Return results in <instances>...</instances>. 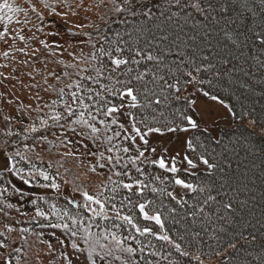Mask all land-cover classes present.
Returning <instances> with one entry per match:
<instances>
[{
	"label": "trees",
	"instance_id": "obj_1",
	"mask_svg": "<svg viewBox=\"0 0 264 264\" xmlns=\"http://www.w3.org/2000/svg\"><path fill=\"white\" fill-rule=\"evenodd\" d=\"M5 3L14 11L0 7V29L8 27L0 37V151L9 159L0 169V244L26 229L40 248L42 236L53 240L52 264H264V0ZM112 57L128 63L116 67ZM128 86L135 107L120 95ZM196 91L224 102L235 124L216 137L199 126ZM125 102L135 131L196 125L176 171L136 160L131 137L100 140L116 126L108 108ZM92 137L99 142L78 163L57 147ZM24 179L54 192L21 191L20 205L7 202L3 193L14 197ZM65 180L94 198L90 206L62 194ZM8 258L28 264L21 253Z\"/></svg>",
	"mask_w": 264,
	"mask_h": 264
},
{
	"label": "rangeland",
	"instance_id": "obj_2",
	"mask_svg": "<svg viewBox=\"0 0 264 264\" xmlns=\"http://www.w3.org/2000/svg\"><path fill=\"white\" fill-rule=\"evenodd\" d=\"M8 30V27H5L2 25L0 29V37L5 38L6 35L4 32ZM4 31V32H3ZM6 52V47L2 46L0 43V66H3L7 62V57L3 56ZM197 92V91H196ZM128 97L127 95H125ZM126 102L122 105V107H119L117 111L106 115L109 116L112 121H115L116 126L113 128V130L109 133H104L98 136H103L104 143L109 138L114 137L118 134V137L121 136H128L131 137L132 141L136 144L139 150V156L136 157V160H143V159H152L154 162L158 163L160 165V161L162 160L164 162V167H168L170 169L175 168L178 161L183 159L184 150L187 144L188 135L191 130H193L192 125H184L174 128H169L168 130H146L143 132L139 129V131H135V127L132 125V114L130 112L129 106L125 105ZM125 105V106H124ZM193 106L197 112L198 115V125L208 130L213 136L218 135L219 128L223 126H231L234 125L235 122L232 117V113L230 111V108L221 100L215 97L213 99V96H208L206 94L197 92L196 96L193 100ZM245 125L255 129L259 130L253 120L246 119L243 122ZM135 129V130H134ZM100 132H102L101 126L99 127ZM119 132H121L119 134ZM93 139H84L81 141V147H75V141L70 140V143H61L57 144V147L60 150H63L65 152H69L71 154L70 159H72L73 162L77 161L78 156H82L83 158H86V148H89L90 144L92 142L98 141L99 139H94L95 137H92ZM53 143V142H52ZM56 144V142H55ZM56 146V145H55ZM66 148H69L67 150ZM75 148V149H74ZM35 157L40 156V147L35 149L34 151ZM90 153V151H89ZM143 153V155H141ZM91 161H97V158L95 156H91ZM9 159L3 154L2 151H0V169H3L8 166ZM79 161H77L78 163ZM45 166V163L42 164ZM52 166V165H51ZM76 166L75 164L73 166H70V168ZM53 167V166H52ZM56 167L58 168V176H62L63 179L66 178L65 171L61 167V165L56 164ZM55 168V167H54ZM60 174V175H59ZM61 178V177H60ZM62 179V178H61ZM27 184H31L28 180H23V184H20L18 187V193L14 197H7L4 193L3 196L8 202V200L14 201L17 205L21 204V198L18 195H21L24 191L27 196L32 195L33 193L41 192V191H52L47 187L42 186H33L30 188H27ZM64 184L66 190L62 192V194L69 198L72 201H80L83 204H86L87 206H90L89 200L81 195V192H78L76 189L80 187H76L72 184V182L69 183L68 180L64 181ZM86 185L85 183H83ZM184 186L182 184L176 185V190L183 189ZM32 190H34L32 192ZM61 190V189H60ZM59 190V191H60ZM21 227V224L16 225L15 229H18ZM18 235H14L12 237H6L7 241H5L4 244H0V264H10L8 253H11L14 259L17 257L18 254H22V258L26 259V262L28 264H52L54 252L52 250V242L47 243L44 241L46 239V236H42L40 239L41 242H38L41 246V248L36 245L37 242L34 241L32 238L29 240L31 233H29L26 229H23ZM22 232V233H21ZM28 233V234H27ZM59 237L58 232L54 233V238ZM56 239V238H55ZM26 242V247L23 248L22 244L23 242ZM58 257V254H57ZM72 264H77L76 261L70 259ZM62 262V260H61ZM15 264H20L18 260L15 259ZM54 264H58V260L54 261Z\"/></svg>",
	"mask_w": 264,
	"mask_h": 264
},
{
	"label": "snow or ice",
	"instance_id": "obj_3",
	"mask_svg": "<svg viewBox=\"0 0 264 264\" xmlns=\"http://www.w3.org/2000/svg\"><path fill=\"white\" fill-rule=\"evenodd\" d=\"M194 6H197V5H194ZM0 7L7 8V9L9 10V12L14 11V9L12 8V6L9 5V4H7V3H5V4H3V5H0ZM197 7H198V6H197ZM9 19H10V17H9ZM116 51H117V52H120L121 50H120L119 48H117ZM137 55H139V53H137ZM146 59H148V60H153V59H155V57H153V56H151V55H148V56L146 57ZM111 62H112V64L115 65L116 67H119V66L122 65V64H126V63H128V61H126V60H124V59L115 58V57H112ZM134 62H135V63H138V61H134ZM96 72H97V76H100V75L102 74L101 69H97ZM141 78H142L141 76H137V77H135V79H141ZM90 79H91V77H90ZM109 79H111V77H109ZM117 83H124V82H122V81H117ZM101 87H102V88H105L106 90H108V89L106 88V86L103 85V84H101ZM173 87H174V85H173ZM89 91H91V89H89ZM113 94H115V93H113ZM125 94H126L128 97H131V100H132V105H131V106H132V107H135V106H136V100H137V97L133 94V89H132V87H130V86L126 87V88L124 89V92L120 93L121 96H123V95H125ZM97 95H99V93H97ZM73 96H75V94H73ZM89 99H91V97H89ZM213 99H215V97H213ZM81 103H83V101H81ZM84 107L87 108L88 105L85 104ZM115 111H117V109H116L114 106H113V107H110V108H108V110H107V112L105 113V115H109V114H111V113H113V112H115ZM82 115H83V114H82ZM189 119H190V118H189ZM113 123H115V121H113ZM192 126L195 127L196 125L193 123ZM92 131L95 132V131H97V129H96L95 127H93V128H92ZM137 131H139V130H137ZM150 131H151V129H150ZM117 135H118V134H117ZM109 139H111V138H109ZM124 151L127 152L128 149L125 148ZM141 155H143V153H141ZM159 163H160V167L163 168V167H164V162L161 160ZM189 163H191V161H189ZM205 163H207V162L205 161ZM210 167H211V166H210ZM171 170H172V171H176L175 168H172ZM42 175L45 176V179L48 178L46 174L42 173ZM176 183H178V184H183L184 182L181 181V180H177ZM56 186H57V185H55V184L52 185V187H56ZM124 187H125V188H129V187H131V186L125 184ZM186 187L191 188L192 186H191V185H186ZM85 196H86V198H87L88 200H90V201H91V200H94V198H93L92 196H88L87 193H85ZM95 202H96V203H100L99 200H95ZM140 207H141V210H143V205H141ZM226 207H228V205H226ZM101 211H103V206H102V205H101ZM37 214H38V215H44V213L40 212L39 209L37 210ZM146 218H149V217L146 216ZM150 218H151V219H154V220L156 221L157 224L160 223V219H159L158 216H153V217H150ZM124 219H125V220H128L129 223L131 222L129 217H124ZM65 226H66V225H65ZM144 231L147 232V231H150V230H149V229H144ZM161 239L168 240V236L165 235V236L161 237ZM179 247H180L179 245H176V248H177V249H179ZM128 251L131 252V251H133V250H132L131 248H129ZM183 255H188V253H183ZM93 264H94V262H93Z\"/></svg>",
	"mask_w": 264,
	"mask_h": 264
}]
</instances>
